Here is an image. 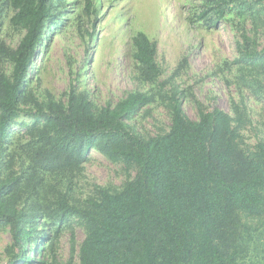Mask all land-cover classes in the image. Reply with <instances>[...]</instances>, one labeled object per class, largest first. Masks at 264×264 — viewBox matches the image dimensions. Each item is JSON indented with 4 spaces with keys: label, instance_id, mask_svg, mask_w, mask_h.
<instances>
[{
    "label": "trees",
    "instance_id": "obj_1",
    "mask_svg": "<svg viewBox=\"0 0 264 264\" xmlns=\"http://www.w3.org/2000/svg\"><path fill=\"white\" fill-rule=\"evenodd\" d=\"M65 2L0 0V28L6 18L21 34L16 47L0 40V226L11 237L5 264H264V137L249 106L264 104V0L189 2V28L224 23L233 32L236 54L213 75L235 92L230 113L208 109L171 82L179 67L187 69L186 58L164 79L157 43L143 31L131 38L135 87L115 104L97 105L73 85L60 97L39 91L31 70ZM98 4L84 0L77 25L84 16L93 26ZM188 99L196 120L183 110ZM156 107L166 111L167 130H138L136 117ZM20 116L32 123L16 134ZM247 130L257 137L252 145ZM90 150L119 165L125 179L119 187L93 184L81 197L75 182ZM76 226L85 233L77 261ZM63 231L71 235L65 263L56 251Z\"/></svg>",
    "mask_w": 264,
    "mask_h": 264
},
{
    "label": "rangeland",
    "instance_id": "obj_2",
    "mask_svg": "<svg viewBox=\"0 0 264 264\" xmlns=\"http://www.w3.org/2000/svg\"><path fill=\"white\" fill-rule=\"evenodd\" d=\"M98 5L97 20L92 26L83 17L77 25V13L82 10L84 0H66L54 18L56 24L46 28V38L38 49L31 70L32 83L39 91L48 90L57 97L70 85L79 90H88L97 105L115 104L135 87L132 81L134 60L131 38L138 31L145 32L157 43L158 57L164 79H170L179 63L186 58L185 66L179 67V76L171 82L179 90H190L194 97L208 109L217 107L230 113V93L221 77H213L216 65L231 60L235 52L233 32L228 25L219 23L215 30L193 29L186 25L185 18L193 0H93ZM6 15V13H3ZM0 28V40L16 47L21 39L18 31L8 26L5 18ZM85 31L91 32L90 39ZM264 43V41H263ZM183 100L182 107L188 118L197 119V111L190 102ZM254 128L258 137H264V104H252ZM137 129L155 134L167 130L169 119L162 107L141 113L136 117ZM31 118L20 116L13 126L14 133L23 132ZM257 137L247 130L244 141L255 143ZM84 177L75 182L78 195L86 197L92 193L93 184L119 187L125 174L119 165L113 164L101 153L90 150L84 164ZM70 232L63 231L57 246V258L65 263L70 258ZM85 233L81 227L74 228L73 239L78 247ZM11 237L7 227L0 226V264L7 262L5 249Z\"/></svg>",
    "mask_w": 264,
    "mask_h": 264
}]
</instances>
